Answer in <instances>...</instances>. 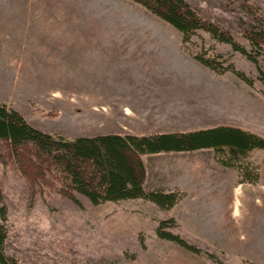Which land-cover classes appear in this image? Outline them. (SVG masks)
<instances>
[{
	"label": "rangeland",
	"instance_id": "obj_1",
	"mask_svg": "<svg viewBox=\"0 0 264 264\" xmlns=\"http://www.w3.org/2000/svg\"><path fill=\"white\" fill-rule=\"evenodd\" d=\"M187 1L248 54L204 30L183 42L130 0H0V100L68 138L222 123L264 136V43L247 36L264 31V0ZM143 158L147 190L173 192L172 204L76 202L30 182L14 158L0 163L6 254L19 264H264V149L248 157L252 178L209 148Z\"/></svg>",
	"mask_w": 264,
	"mask_h": 264
},
{
	"label": "trees",
	"instance_id": "obj_2",
	"mask_svg": "<svg viewBox=\"0 0 264 264\" xmlns=\"http://www.w3.org/2000/svg\"><path fill=\"white\" fill-rule=\"evenodd\" d=\"M130 1L177 28L183 42L204 30L248 54L228 29L202 16L187 0ZM247 36L253 44L264 43L263 30L250 29ZM194 58L217 72L231 69L247 79L235 68H221L213 57L194 54ZM260 79L264 82L262 70ZM202 148L212 149L217 162L252 178L248 157L253 150L264 149V136L242 126L222 123L188 130L107 132L68 138L38 128L19 109L0 100V163L14 158L30 182L43 183L76 202H80L78 195H83L94 204L135 197H147L160 205L172 204L173 192L147 190L148 166L143 155ZM7 218L8 207L0 186V264H19L5 252ZM163 234L189 246L177 235Z\"/></svg>",
	"mask_w": 264,
	"mask_h": 264
},
{
	"label": "bare ground",
	"instance_id": "obj_3",
	"mask_svg": "<svg viewBox=\"0 0 264 264\" xmlns=\"http://www.w3.org/2000/svg\"><path fill=\"white\" fill-rule=\"evenodd\" d=\"M240 199V198H239ZM239 199L238 198H236V200H235V204H234V213H238L239 212Z\"/></svg>",
	"mask_w": 264,
	"mask_h": 264
},
{
	"label": "crops",
	"instance_id": "obj_4",
	"mask_svg": "<svg viewBox=\"0 0 264 264\" xmlns=\"http://www.w3.org/2000/svg\"><path fill=\"white\" fill-rule=\"evenodd\" d=\"M108 132H118V131H108ZM98 133H107V132H98ZM98 133H95V134H98ZM120 133H122V132H120ZM88 135H92V134H88Z\"/></svg>",
	"mask_w": 264,
	"mask_h": 264
}]
</instances>
